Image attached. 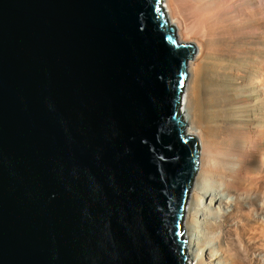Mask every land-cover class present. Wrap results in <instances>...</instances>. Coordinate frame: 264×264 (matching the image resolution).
Wrapping results in <instances>:
<instances>
[{"label": "water", "instance_id": "1", "mask_svg": "<svg viewBox=\"0 0 264 264\" xmlns=\"http://www.w3.org/2000/svg\"><path fill=\"white\" fill-rule=\"evenodd\" d=\"M194 54L161 0H0V264H186Z\"/></svg>", "mask_w": 264, "mask_h": 264}, {"label": "bare ground", "instance_id": "2", "mask_svg": "<svg viewBox=\"0 0 264 264\" xmlns=\"http://www.w3.org/2000/svg\"><path fill=\"white\" fill-rule=\"evenodd\" d=\"M161 5L178 43L195 49L180 100L185 135L195 137L200 149L192 200L180 225L184 255L188 264H216L215 252L225 264H260L253 252L264 254L258 214L259 206L264 210L262 0ZM213 243L217 249L208 248Z\"/></svg>", "mask_w": 264, "mask_h": 264}, {"label": "rangeland", "instance_id": "3", "mask_svg": "<svg viewBox=\"0 0 264 264\" xmlns=\"http://www.w3.org/2000/svg\"><path fill=\"white\" fill-rule=\"evenodd\" d=\"M253 2V1H252ZM262 6H264V0H262ZM263 32H264V29H263ZM186 85H187V83H188V77H187V79H186ZM182 93H183V91H182ZM218 191L220 192L221 191V189H219V190H216V192L215 193H218ZM225 195H227L226 193H224ZM229 199V201L230 202H232L233 200H230V198H228ZM244 198H242V200H243ZM191 200H192V192L190 191V193H188V196H187V201H186V212H187V207L189 206V203L191 202ZM244 201V200H243ZM258 205H261V202L259 203L258 202ZM226 207H220V209H222V211H223V209H225ZM259 208V212H258V214L259 215H261V213H263L261 216H259V221L260 222H262L263 224H264V210H262L261 211V207L259 206L258 207ZM232 209V207H229V208H227V210H231ZM217 213V212H216ZM184 218H185V216H184ZM211 218H209V220H210ZM211 220H214V219H211ZM183 223L185 224V222L183 221ZM184 234H185V231H184ZM186 237H187V235H186ZM209 247H212L213 248V250L214 249H217V244H215V243H213V244H210V245H208V248ZM215 253H217V256L219 257V259L218 260H220V262H218V263H216V264H225L223 261H224V259H223V256H221L220 255V253L219 252H215ZM253 259L254 260H258L259 262H260V264H264V254H262V253H259V252H253ZM187 261H188V258H187ZM186 264H188V262H186Z\"/></svg>", "mask_w": 264, "mask_h": 264}]
</instances>
